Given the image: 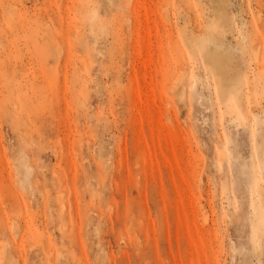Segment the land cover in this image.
<instances>
[{
	"label": "rangeland",
	"instance_id": "1",
	"mask_svg": "<svg viewBox=\"0 0 264 264\" xmlns=\"http://www.w3.org/2000/svg\"><path fill=\"white\" fill-rule=\"evenodd\" d=\"M0 264H264V0H0Z\"/></svg>",
	"mask_w": 264,
	"mask_h": 264
},
{
	"label": "bare ground",
	"instance_id": "2",
	"mask_svg": "<svg viewBox=\"0 0 264 264\" xmlns=\"http://www.w3.org/2000/svg\"><path fill=\"white\" fill-rule=\"evenodd\" d=\"M178 76V75H177ZM179 76H180V74H179ZM182 78V77H181ZM181 80V79H180Z\"/></svg>",
	"mask_w": 264,
	"mask_h": 264
}]
</instances>
